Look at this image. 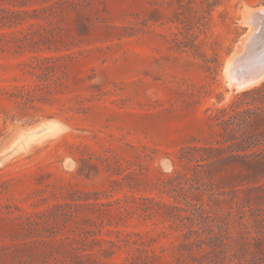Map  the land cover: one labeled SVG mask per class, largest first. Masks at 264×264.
Segmentation results:
<instances>
[{"label":"rangeland","instance_id":"obj_1","mask_svg":"<svg viewBox=\"0 0 264 264\" xmlns=\"http://www.w3.org/2000/svg\"><path fill=\"white\" fill-rule=\"evenodd\" d=\"M263 18L264 0H0V264H209L192 205L231 206L180 158L264 83L235 64L264 53Z\"/></svg>","mask_w":264,"mask_h":264},{"label":"trees","instance_id":"obj_2","mask_svg":"<svg viewBox=\"0 0 264 264\" xmlns=\"http://www.w3.org/2000/svg\"><path fill=\"white\" fill-rule=\"evenodd\" d=\"M216 120L220 139L215 144L185 147L180 158L196 169L197 178L208 181L209 191L220 197L219 202L227 196L224 202L231 206L224 216L210 220L202 206L192 205L191 222L198 220L212 235L211 251L202 259L209 264H264V83L244 91L230 111H219ZM231 225L244 226L246 232L228 247L226 241L234 240ZM215 227L219 236L214 234ZM200 242L194 244L201 248Z\"/></svg>","mask_w":264,"mask_h":264},{"label":"bare ground","instance_id":"obj_3","mask_svg":"<svg viewBox=\"0 0 264 264\" xmlns=\"http://www.w3.org/2000/svg\"><path fill=\"white\" fill-rule=\"evenodd\" d=\"M261 9H263V8H261ZM260 11V10H259ZM258 11V12H259ZM258 14V13H257ZM259 17V16H258ZM248 18H250L249 16H248ZM258 19V18H257ZM264 19V18H263ZM262 19V21H264ZM263 23V22H262ZM249 50V49H248ZM245 53V52H244ZM263 53V52H262ZM249 54V53H248ZM259 54H261V53H259ZM246 55V54H245ZM250 55V54H249ZM241 58H243V57H241ZM246 58V57H245ZM232 60V59H231ZM229 68H231L229 65H228V74L229 73H231V72H229ZM231 70V69H230ZM256 70H254L253 68H251V71L249 72L248 70H245V71H243V73H241V72H239L238 71V73L239 74H237V78H238V80H240V82H242V83H244V84H247V85H249L250 86V84L252 83L253 85H255L256 84V82H254L251 78H252V76H253V74L254 73H256L255 72ZM264 78V77H263ZM237 79H236V81H238ZM231 82H233V81H231ZM230 82V83H231ZM241 83V84H242ZM233 85L235 84V82L234 83H232ZM251 84V85H252ZM232 85V86H233ZM238 85V83L236 84V86L235 87H241V85L240 86H237ZM246 85V86H247ZM252 85V86H253ZM245 86V85H244ZM245 86V87H246ZM243 87V86H242ZM246 88H248V87H246ZM62 124V123H61ZM54 130V126H53V124L52 123H50L49 125H46V126H44V127H41V128H38V129H35V130H33V131H30L27 135H24V136H22L21 137V140L19 141L18 140V142H19V146L22 144V143H26V141H30V140H32V139H37V138H40V137H42V136H44V135H47V134H49L50 132H52ZM59 132V131H58ZM24 134V133H23ZM51 135H53V134H51ZM20 138V137H19ZM40 141V140H39ZM17 142V143H18ZM29 143V142H28ZM30 145V144H29ZM21 147V146H20ZM20 149V148H19ZM17 150V149H16ZM16 152V151H15ZM10 155V154H9Z\"/></svg>","mask_w":264,"mask_h":264},{"label":"water","instance_id":"obj_4","mask_svg":"<svg viewBox=\"0 0 264 264\" xmlns=\"http://www.w3.org/2000/svg\"><path fill=\"white\" fill-rule=\"evenodd\" d=\"M254 60H251L250 59H243V58H238L236 61H235V64L237 66H240L241 68H245V67H248V68H253L254 70H256L252 76V80L254 82H258L259 80H261L263 77H264V53L260 56H255L254 58H252ZM245 71V70H244Z\"/></svg>","mask_w":264,"mask_h":264},{"label":"clouds","instance_id":"obj_5","mask_svg":"<svg viewBox=\"0 0 264 264\" xmlns=\"http://www.w3.org/2000/svg\"><path fill=\"white\" fill-rule=\"evenodd\" d=\"M170 170H171L170 167L168 169H166V171H170Z\"/></svg>","mask_w":264,"mask_h":264}]
</instances>
